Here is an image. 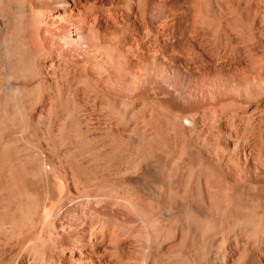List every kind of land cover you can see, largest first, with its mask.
Here are the masks:
<instances>
[{
  "label": "bare ground",
  "instance_id": "6f19581e",
  "mask_svg": "<svg viewBox=\"0 0 264 264\" xmlns=\"http://www.w3.org/2000/svg\"><path fill=\"white\" fill-rule=\"evenodd\" d=\"M0 264H264V0H0Z\"/></svg>",
  "mask_w": 264,
  "mask_h": 264
}]
</instances>
